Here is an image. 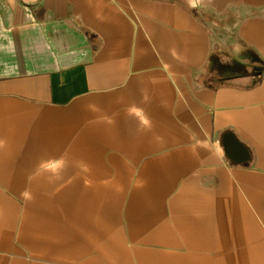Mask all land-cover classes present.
Returning <instances> with one entry per match:
<instances>
[{
  "label": "crops",
  "instance_id": "1",
  "mask_svg": "<svg viewBox=\"0 0 264 264\" xmlns=\"http://www.w3.org/2000/svg\"><path fill=\"white\" fill-rule=\"evenodd\" d=\"M0 264H264V0H0Z\"/></svg>",
  "mask_w": 264,
  "mask_h": 264
},
{
  "label": "water",
  "instance_id": "2",
  "mask_svg": "<svg viewBox=\"0 0 264 264\" xmlns=\"http://www.w3.org/2000/svg\"><path fill=\"white\" fill-rule=\"evenodd\" d=\"M224 149L228 157L235 163H244L249 160V153L246 148L232 134L224 137Z\"/></svg>",
  "mask_w": 264,
  "mask_h": 264
}]
</instances>
